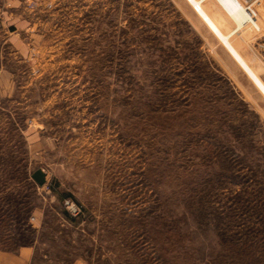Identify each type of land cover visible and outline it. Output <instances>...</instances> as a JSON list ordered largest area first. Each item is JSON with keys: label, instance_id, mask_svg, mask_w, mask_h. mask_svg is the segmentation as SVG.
I'll return each mask as SVG.
<instances>
[{"label": "rangeland", "instance_id": "1", "mask_svg": "<svg viewBox=\"0 0 264 264\" xmlns=\"http://www.w3.org/2000/svg\"><path fill=\"white\" fill-rule=\"evenodd\" d=\"M255 9L260 31L239 0H1L0 251L264 264Z\"/></svg>", "mask_w": 264, "mask_h": 264}, {"label": "crops", "instance_id": "2", "mask_svg": "<svg viewBox=\"0 0 264 264\" xmlns=\"http://www.w3.org/2000/svg\"><path fill=\"white\" fill-rule=\"evenodd\" d=\"M5 1L8 4L15 3V0H2ZM34 261V250L31 247L21 248L17 252L0 251V264H35Z\"/></svg>", "mask_w": 264, "mask_h": 264}, {"label": "built area", "instance_id": "3", "mask_svg": "<svg viewBox=\"0 0 264 264\" xmlns=\"http://www.w3.org/2000/svg\"><path fill=\"white\" fill-rule=\"evenodd\" d=\"M239 1L242 4V6L251 13L252 20L249 21L248 24H250L255 31H260L261 28H260L259 20L257 18L255 5L259 4L261 0H239ZM73 207H74L73 205L70 206V208Z\"/></svg>", "mask_w": 264, "mask_h": 264}, {"label": "trees", "instance_id": "4", "mask_svg": "<svg viewBox=\"0 0 264 264\" xmlns=\"http://www.w3.org/2000/svg\"><path fill=\"white\" fill-rule=\"evenodd\" d=\"M32 178L36 184L41 186L47 182V174H45L42 170L34 172Z\"/></svg>", "mask_w": 264, "mask_h": 264}]
</instances>
